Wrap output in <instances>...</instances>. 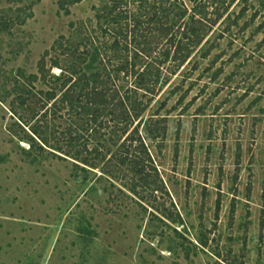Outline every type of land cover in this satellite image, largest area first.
Here are the masks:
<instances>
[{"label": "rangeland", "instance_id": "1", "mask_svg": "<svg viewBox=\"0 0 264 264\" xmlns=\"http://www.w3.org/2000/svg\"><path fill=\"white\" fill-rule=\"evenodd\" d=\"M71 1L0 0V264H264V0H226L151 101L145 119L166 102L168 131L147 142L157 173L146 180L119 163L118 146L87 171L51 149L27 153L44 122L19 89L45 53L48 68L53 56L68 69L71 53L111 43L102 13L112 0ZM90 61L89 74L101 67ZM65 113L50 112V137H63ZM102 134L83 131L81 143L106 153Z\"/></svg>", "mask_w": 264, "mask_h": 264}, {"label": "trees", "instance_id": "2", "mask_svg": "<svg viewBox=\"0 0 264 264\" xmlns=\"http://www.w3.org/2000/svg\"><path fill=\"white\" fill-rule=\"evenodd\" d=\"M191 1L190 8L180 0H112L102 13L108 25L105 33L111 36L106 51L102 53L97 47L94 52L76 50L69 55L73 61L68 69L53 56L48 68L50 53L47 51L38 65V73L27 78L19 89L22 108H28L32 119L40 115L44 122L32 127L33 135L26 139L30 144L27 153L43 155L51 149L55 156H59L55 152H60L72 157L76 168L87 171L86 167L97 169L112 146H118L119 163L133 174L146 180L144 176H149L150 170L157 173L147 142L161 143L166 138L168 118L160 113L166 102L146 119L145 114L153 98L175 74L172 70L182 68L206 43L211 30L224 16L220 7L226 6V0ZM80 2L82 0L71 1ZM132 6L137 7V13ZM209 6L215 7L212 13ZM90 56L91 61L86 66L89 70L101 58V67L91 74L83 68ZM53 68L61 69V73L54 74ZM39 80L47 86L46 91L34 86ZM65 110L61 117L68 114L74 117L73 121L62 138L56 137V131L50 137L47 131L50 112L58 114ZM83 131L104 132L101 140L106 153L97 147L89 151V141L81 143ZM65 143L70 146L66 152ZM88 151L89 155L84 156Z\"/></svg>", "mask_w": 264, "mask_h": 264}]
</instances>
